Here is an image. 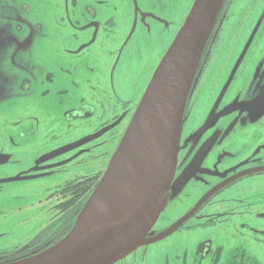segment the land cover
<instances>
[{
    "label": "flooded vegetation",
    "instance_id": "af4514ba",
    "mask_svg": "<svg viewBox=\"0 0 264 264\" xmlns=\"http://www.w3.org/2000/svg\"><path fill=\"white\" fill-rule=\"evenodd\" d=\"M226 1L224 0L218 15L217 23L220 24V31L222 29L220 22L222 9ZM129 6V0H0V29L4 31L3 37L0 36V41H3L0 45V78L6 79L9 82L7 85L16 91V95L20 98L15 100L16 103H32L34 106V100L30 97L38 95L37 102L41 107L47 105L57 108V104H60L63 110L57 115V118L65 124L64 128L70 126V128L81 127L84 130H90L89 135L85 137L100 132V135L95 139L73 149L75 152L83 151L88 145L99 146L108 140L113 141L111 146L114 145V148L109 157L112 155L161 59L156 61L154 53H151L153 55L150 56L138 53L132 55L130 47L125 45V38L129 32L123 37L114 31V26L130 29L131 25L138 24L140 26L141 17L153 16V12H146L143 15L140 14L137 19L135 17L133 19L132 15H129ZM167 21L172 22L171 18H167L165 22ZM217 27L212 30L206 42L201 67L197 68L200 73L204 71L209 61ZM140 28L143 27L140 26ZM15 33L18 35L16 39L8 36L15 35ZM115 36L118 37V40L114 42ZM42 45L45 48L41 49ZM126 80L129 81L133 93L124 88L123 84ZM135 85L138 87L136 90L134 89ZM236 100L237 102H235ZM66 102L70 104H66ZM220 103L223 106L218 110ZM242 103L241 98L237 99V96H231L229 99L222 97L216 103L215 108L206 114L205 118H207L204 119L205 123L201 126L202 130L199 131L200 127L189 136H184L182 142L179 140L178 158L169 200L179 197L174 196L172 190L180 184L182 177L179 178V175L182 172H184V176L190 173L195 175L200 171L206 172L211 177L215 176L207 169L202 168L203 162H207V164L204 163V167L210 165L215 156L212 150L216 148L221 150L220 157L224 156L222 157L224 159L226 150L230 147H226L222 140L217 139L218 134L207 138L215 134L214 130H219V133L224 130L236 137L240 134L239 138H243L244 141L239 140L238 160L236 163L231 161L235 163L233 166L238 165V167L236 169L226 168L232 170L230 174H226L227 177L208 190L209 192L216 188L177 230L191 227L190 220L202 215V210H207L209 205H212L213 208L215 199L218 198L217 201L222 204L229 199L228 206L223 207L222 211L203 214V216L211 217L208 222V225L211 226L217 218L222 230L232 233L228 240L235 241L238 239L236 236L240 234L241 239L251 247L249 246L250 249H248L241 244H233L230 250H224L221 246L213 245L211 239H204L198 242L195 247L196 264H200L208 258L218 264L217 262L223 258V253H226L222 261L223 264H226V257H229L228 262L232 259V264H257L256 256L253 258L249 254L252 247L255 249L254 253H256V249L264 253V229L254 226L253 221L259 213L256 212L253 215L252 212L236 210L231 204L235 199L226 195L236 187L242 186L246 178L252 179L254 176L264 174V170L254 171L264 168V165L257 166L258 164L254 165L252 161V158L256 156L258 125H262L264 128V94L259 103ZM186 108L187 105L184 114ZM249 112L256 116L253 114L250 116ZM258 114L263 118L257 117ZM29 119L35 120L36 124L40 125L39 119L35 115L21 120ZM0 121L8 120L6 116L0 114ZM33 133H35L34 130ZM203 140L204 144L211 145V152L206 153L200 160L193 157L192 153L203 143ZM53 152L55 151L49 155ZM0 153L7 152L2 148ZM49 155L47 158L52 157ZM7 160V156L0 158V161L3 162ZM104 169L97 175L83 176L74 181L79 183L81 180H90L89 185L92 189ZM1 172L2 166L0 165V178L12 176L11 173H3V176ZM12 177L26 180L33 176L28 171H21V174ZM197 180L194 178L192 182L197 183ZM64 186L65 184L50 192L49 199L51 201L59 200L51 208L53 216L50 226L38 230L34 237L26 239L23 244H11L12 247L9 246L7 249L1 250L0 264L26 257L64 232V227L68 224L69 219L76 214L74 210L73 212L63 211L60 204L77 203L81 199L80 196L78 199L76 198V189L66 192ZM72 192L74 193L70 195ZM260 215L264 217V214ZM198 225L197 223L193 224V226ZM153 230V235L147 236L148 238L160 233H157V229ZM137 251L135 250L131 254H135ZM125 259L127 257L114 264H123ZM262 262L264 263V260Z\"/></svg>",
    "mask_w": 264,
    "mask_h": 264
},
{
    "label": "rangeland",
    "instance_id": "374dc122",
    "mask_svg": "<svg viewBox=\"0 0 264 264\" xmlns=\"http://www.w3.org/2000/svg\"><path fill=\"white\" fill-rule=\"evenodd\" d=\"M193 1L129 0V15H132L133 19L134 17L137 19L140 14L143 15L146 12H153V16L140 18L139 25L143 28H140L138 24L131 25L130 29L114 26V31L123 37L129 32L125 38V45L130 47L132 55L138 53L150 56L154 53L157 61L162 58L170 46ZM151 18L154 20L151 21ZM167 18H171L172 22H165ZM220 22L222 29L220 31V25H218L209 61L190 92V99L180 127V142L184 136H189L205 123L206 114L215 108L216 103L222 97L229 99L231 96H237V99L240 97L243 103L253 104L263 99L264 0H227L222 9ZM3 33L4 31L0 29L1 37ZM8 36L16 39L18 35L15 33V35ZM117 40L118 37L115 36L113 41ZM2 42L0 41V45ZM42 48H45L44 45L41 46ZM8 83L6 79L0 78V114L6 116L8 120L0 121V151L3 148L7 152L0 153V158L8 157L7 161H0L1 173L3 176V173L17 176L21 174V171H28L33 177L26 180H18L12 176L0 178V251L9 246L12 247L11 244H23L26 239L34 237L38 230L50 226L53 216L51 208L59 201H51L50 192L83 176L97 175L104 169L109 154L114 148V145L111 146L113 141L105 140L99 146L88 145L83 151L75 152L69 149L47 158L52 151L74 144L89 135L90 130H84L81 127L70 128V126L64 128L65 124L57 118L63 110L60 104H57V108L47 105L41 107L37 102L38 95L30 97L34 100V106L32 103H16L15 100L20 98L16 95V91L7 85ZM123 86L133 93L128 80ZM134 89H138L137 85ZM66 104L70 103L66 102ZM222 106L220 103L218 110ZM252 114L256 116L249 112L250 116ZM30 115L37 116L39 126L35 120H21ZM257 117L263 118L260 114ZM218 131L214 130L215 134L207 138L218 134L217 139L222 140L226 147H230L226 150V157L224 159L222 158L224 156L220 157L221 150L216 148L212 150L215 156L208 165L209 167H204L206 161L202 164L204 170L207 169L215 176L211 177L204 171L184 176L182 172L179 175V178L182 177L180 184L172 190L173 195L179 197L170 199L161 213L153 227L157 229V233L161 234L166 231L210 188L227 177L232 171L228 170L229 168L238 167L233 164L238 160L239 140L243 138H239L240 134L236 137L224 130L220 133ZM210 146L204 144L203 140V143L193 151L192 156L201 160L206 153L211 152ZM232 160L235 163H232ZM252 161L254 165H264V128L262 125H258L257 128L256 156L252 158ZM184 169L185 167L183 171ZM133 176L143 177L137 168ZM194 178L198 179V184L192 182ZM245 180L242 186L231 190V193H226L231 199L232 197L235 199L231 202L232 206L239 211L252 212L253 215L256 212L264 214V174ZM131 187L133 189L136 187L134 182L133 185L123 184L121 188L127 192ZM217 199L213 201V208L209 205L207 210H202V215L190 220L191 227L180 228L163 240L137 249L138 251L130 254L123 264H196L195 247L204 239H211L213 245L221 246L224 250H230L233 244H241L250 249L251 245L244 242L240 234L236 236L237 240H228L232 233L224 232L217 218L212 226L208 225L211 217L203 216V214L217 213L229 204V199L224 204ZM259 214L253 219L254 226L264 229V217ZM196 223L199 225L193 226ZM254 250L252 247L250 256L253 258L256 256L257 264H264L262 262L264 253L259 249H256L254 253ZM224 255L226 253H223V258L217 262L218 264H223ZM228 260L229 257H226V264H232V259L229 262ZM200 264L215 263L208 258Z\"/></svg>",
    "mask_w": 264,
    "mask_h": 264
},
{
    "label": "water",
    "instance_id": "95a60500",
    "mask_svg": "<svg viewBox=\"0 0 264 264\" xmlns=\"http://www.w3.org/2000/svg\"><path fill=\"white\" fill-rule=\"evenodd\" d=\"M223 0H194L187 17L160 59L133 116L98 184L79 212L72 228L56 245L32 257L6 264H114L137 248L173 233L215 190L167 231L147 238L167 205L179 145L187 96L199 59ZM202 130V127L199 131ZM100 132L53 152L74 149ZM137 167L146 174L140 199L123 219L109 216L102 229L93 220L114 191L117 176L129 184ZM256 169L254 171H260ZM111 219V220H110ZM110 222L107 224V221Z\"/></svg>",
    "mask_w": 264,
    "mask_h": 264
},
{
    "label": "bare ground",
    "instance_id": "6f19581e",
    "mask_svg": "<svg viewBox=\"0 0 264 264\" xmlns=\"http://www.w3.org/2000/svg\"><path fill=\"white\" fill-rule=\"evenodd\" d=\"M137 169L143 175L142 178H135L133 175L131 177V182L129 184L133 185L135 183L136 187H131L129 191H123V182L126 177L122 174L117 176L115 182V189L109 193L108 199L103 205V207L99 210L97 216L93 220V227L96 230L102 229L104 226L105 219L109 216H117L119 220L125 218L135 207V204L140 199V193L142 191V187L145 184L146 174L142 170L141 167H137ZM122 187V188H121ZM119 188V190H117Z\"/></svg>",
    "mask_w": 264,
    "mask_h": 264
},
{
    "label": "trees",
    "instance_id": "16d2710c",
    "mask_svg": "<svg viewBox=\"0 0 264 264\" xmlns=\"http://www.w3.org/2000/svg\"><path fill=\"white\" fill-rule=\"evenodd\" d=\"M217 21H218V17L216 20V25H217ZM215 29V26H214ZM204 54L202 52L199 63H198V68L201 67V61L203 60ZM93 180V179H92ZM90 180L84 181L81 180V182L77 183V181H72V182H68L67 184H65V188H66V192L68 190H74L76 189V195H77V199L80 196V201L77 203H72V202H66V203H62L60 204V206L63 207V211L66 212H75L76 215H72L71 218L68 221V224H66V226L64 227V232L60 235H57L52 241L46 243L45 245H43L42 247L37 248L34 252L29 253L28 255H33L35 253H38L40 250L47 248L49 246H51L52 244H54L55 242H57L61 237H63V235L68 232L69 227L73 224L76 216L78 215V213L80 212V210L82 209V207L84 206L85 201L87 200L88 196L90 195V192L92 189H90V185L89 182ZM74 192H72L70 195H72Z\"/></svg>",
    "mask_w": 264,
    "mask_h": 264
}]
</instances>
